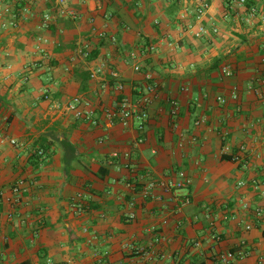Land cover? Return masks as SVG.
Here are the masks:
<instances>
[{"label":"crops","instance_id":"0c3cea01","mask_svg":"<svg viewBox=\"0 0 264 264\" xmlns=\"http://www.w3.org/2000/svg\"><path fill=\"white\" fill-rule=\"evenodd\" d=\"M207 1L197 37L195 0H0V264H264V0ZM112 72L133 100L157 85L144 130L106 117Z\"/></svg>","mask_w":264,"mask_h":264},{"label":"built area","instance_id":"2783aa9c","mask_svg":"<svg viewBox=\"0 0 264 264\" xmlns=\"http://www.w3.org/2000/svg\"><path fill=\"white\" fill-rule=\"evenodd\" d=\"M88 0H80L81 3H86ZM197 3L196 7V18L198 21H200V26L198 29L195 31V35L197 37L202 36L204 33L207 32L206 27L202 23V18L206 14V12L210 8V4L208 3L207 0H195ZM240 5H245L246 0H236ZM68 2L69 0H56V13L57 16L61 15H68L73 18L79 17L78 13L75 12L74 10H71L68 8ZM55 16L51 15L49 13L45 14L43 17V22L45 25L50 24L54 19ZM218 28L214 27L213 31L218 32ZM105 32L100 31L98 32V36L100 38L105 37ZM113 42H115V39H112ZM154 47L150 46L148 47V50H152ZM144 54V51H131L130 52V59L133 62V65L136 69H139L140 67V57ZM88 52H84V56H87ZM103 70V66H99L98 68L94 69L91 71L90 75L91 77H96V75ZM222 73L226 76L232 75V70L230 66L224 65L222 67ZM112 76L115 78V82L113 84L114 88L119 92L122 93L124 92L125 85L122 81L118 79V74L115 72H112ZM146 79L148 81H151L153 79L152 73L148 72L146 73ZM107 86L104 84V87ZM187 89V88H185ZM152 93V96L150 94ZM157 85L155 83L148 84L146 86V91L140 95L139 97L136 98V100H133L131 97L128 96H123L118 99L117 104L113 108H105V115L108 118L110 122H113L115 119L118 120L123 126L128 127L131 125L132 120L137 118L138 120V129L139 130H144L146 127V123L149 118V110L148 106L153 100V97H157ZM239 97V90L237 87H234L230 98L226 96H218L217 101L221 104H226L230 99L232 100H237ZM64 112H72L73 115L76 118H85L87 120H90L94 123L96 121L93 120V111L92 110H87L84 108L83 105V100L80 97H75L74 99L70 100L65 104V106L62 108ZM179 113V106L177 103L173 102L172 103V109H171V115L175 116ZM199 123V121L197 122ZM143 139H140V142H142ZM13 144H16V140H11ZM40 153H42L40 151ZM126 157L129 156V153L125 154ZM113 157H118V153H113ZM236 160H240L239 156L235 157ZM191 179L186 175L184 171L178 172V179L171 181L169 183H161L164 187L167 189H181L184 187H189L191 185ZM156 185V182L151 181L147 187L145 188V193L148 194L149 190L152 189ZM21 190V185L18 183L13 187V191L16 193H19ZM191 203V197L189 196H184L182 197L180 201V207L189 205ZM262 214V210L258 209L256 211V215L260 216ZM134 214L132 213L130 215V218H133ZM247 229L251 228V225L246 226ZM242 254H238L235 251L228 250L225 253L220 254L219 260L221 264H236V261L238 258H242Z\"/></svg>","mask_w":264,"mask_h":264},{"label":"trees","instance_id":"16d2710c","mask_svg":"<svg viewBox=\"0 0 264 264\" xmlns=\"http://www.w3.org/2000/svg\"><path fill=\"white\" fill-rule=\"evenodd\" d=\"M245 4L246 5H248V6H250L251 4L248 2V0L245 2ZM97 56V51H94V52H90V51H88V55H87V58L88 59H92V58H94V57H96ZM215 68H217V66H214ZM79 75H81L82 77H83V81L86 83L87 82V80L89 79V77H90V75H89V73H81V74H79ZM123 93V92H122ZM120 94L119 95V98H121V97H123L124 95L123 94ZM62 145L64 146V145H67L70 149H72V145L71 144H67L66 143V141H64V140H62ZM42 147H44V146H42ZM40 151L42 152V153H40ZM37 154L39 153V154H43V150L42 149H38L37 151ZM39 154L37 155V157H39Z\"/></svg>","mask_w":264,"mask_h":264}]
</instances>
